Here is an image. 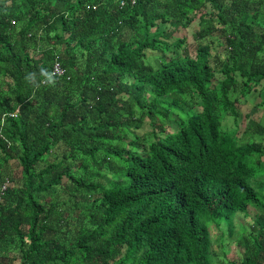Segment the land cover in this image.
Instances as JSON below:
<instances>
[{
	"label": "trees",
	"instance_id": "trees-1",
	"mask_svg": "<svg viewBox=\"0 0 264 264\" xmlns=\"http://www.w3.org/2000/svg\"><path fill=\"white\" fill-rule=\"evenodd\" d=\"M255 93L264 0H0V264H264Z\"/></svg>",
	"mask_w": 264,
	"mask_h": 264
},
{
	"label": "rangeland",
	"instance_id": "rangeland-1",
	"mask_svg": "<svg viewBox=\"0 0 264 264\" xmlns=\"http://www.w3.org/2000/svg\"><path fill=\"white\" fill-rule=\"evenodd\" d=\"M200 27V22H199V19H197L196 21L193 22V24L189 27V28H186V29H182L181 31L184 33L183 35H185L186 37H188V43H193V49L191 51V55L192 56H195L196 55V50H195V47H196V44L197 42L193 39H192V34L195 33L197 31V29ZM242 105H241V117H240V121H241V127H240V133H242V131L245 129V126L247 124V117H246V114L247 113H250L251 114V117L252 118H255V119H259L261 118L262 122L264 123V110L263 108H259L257 103L261 101V97H259V95L257 93L255 94H252V97L248 100H242ZM227 117H230V116H227ZM229 118L226 119V126L228 127V125L230 124V122L233 120L231 118L230 121L227 122ZM146 125H143V127H141L140 129H138V132H142L143 130H148L149 127L146 126ZM230 127L234 128V123H231L230 124ZM231 131V130H230ZM261 140V139H260ZM58 153H60V150H58ZM6 167H8V172H9V175H14L18 172L19 170V164H18V161L16 160H11V162H9ZM8 175V174H5V176ZM8 175V177H9ZM250 209V215L249 216H246L245 214L243 213H238L237 215V218H236V221H235V224L236 226L238 227V222L239 221H242L244 223H249L251 222V217L253 216V214H255V209L253 207H249ZM211 232H212V235L214 237V244L216 246V249L222 253V246H220L219 242V237H218V228L215 226V224L213 223L211 225ZM229 251H228V255H229V258L231 259H239L240 256H241V252H240V249L236 246L235 243H231L229 244ZM18 264V263H16Z\"/></svg>",
	"mask_w": 264,
	"mask_h": 264
},
{
	"label": "clouds",
	"instance_id": "clouds-1",
	"mask_svg": "<svg viewBox=\"0 0 264 264\" xmlns=\"http://www.w3.org/2000/svg\"><path fill=\"white\" fill-rule=\"evenodd\" d=\"M200 27L197 29L199 30ZM194 34H192V39L194 40ZM188 43V40H187ZM190 43H188L189 45ZM57 64V63H56ZM55 64V65H56ZM55 68V67H54ZM40 75L44 78L43 80H41L39 83H37V76L36 73H27L24 77L25 81L32 84L34 87H39L41 83L43 84H48V85H53L55 83V79H54V73L48 72L46 69L41 68L40 69ZM10 182V177H8V175H6L4 177V180L2 181V183L0 184V193L5 191L8 188V184ZM7 183V187L3 188V184Z\"/></svg>",
	"mask_w": 264,
	"mask_h": 264
},
{
	"label": "built area",
	"instance_id": "built-area-1",
	"mask_svg": "<svg viewBox=\"0 0 264 264\" xmlns=\"http://www.w3.org/2000/svg\"><path fill=\"white\" fill-rule=\"evenodd\" d=\"M54 73L55 74H59V75H62L64 73V70L60 67V64L59 63H57L55 65ZM6 187H7V183H4L3 184V188H6Z\"/></svg>",
	"mask_w": 264,
	"mask_h": 264
}]
</instances>
